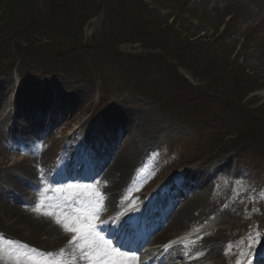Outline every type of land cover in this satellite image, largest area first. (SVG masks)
Listing matches in <instances>:
<instances>
[{"label":"rangeland","instance_id":"1","mask_svg":"<svg viewBox=\"0 0 264 264\" xmlns=\"http://www.w3.org/2000/svg\"><path fill=\"white\" fill-rule=\"evenodd\" d=\"M86 1L79 2L77 12L63 9L64 15H60L63 24L77 29L81 18L87 15L79 12L90 9ZM100 5L99 11L82 26V36L76 39H58L54 32H48L42 38L33 36L30 41L5 39L0 34V49L10 51L0 58V91H10L8 103L0 96V104L6 108L14 103L17 110L27 103L30 106L32 103L43 104L38 99H22L23 92L35 89L43 94L58 90L65 97L80 94L75 100L76 110L72 111L78 117L69 125L72 131L75 124L88 119L94 120L96 130H106L100 120L105 112L112 110L140 117L157 114L156 133L151 134L146 143L153 142L150 146H158L154 159L159 166L154 171L153 181L164 178L180 166L183 168L179 172L202 167L209 173V169L225 164L231 174L242 172L235 185L228 175L217 181L213 179L215 183L208 187L211 188L198 197L197 212L185 219L186 228L180 235V238L194 240L201 232H196L199 226L193 225L202 223L206 212L215 211L217 234H207L202 244L217 248L213 258L218 253L219 257L226 253V264H236L241 251H248V234L255 236L260 233L261 226L264 229V0H101ZM107 5L109 11H106ZM112 11L116 15H112ZM13 17L14 21L19 18ZM22 21L26 19L22 18ZM190 44L192 49L188 47ZM185 48L188 51L184 54ZM196 50L202 51L204 57ZM208 50L229 68L226 70L219 65L217 69H210L207 66ZM17 52H22L27 59L21 60V64L25 61L27 65L24 74L32 70L29 65L33 64L34 54L43 59L41 65L34 66L36 73L24 81L20 75L23 74L22 65L9 69L22 55ZM239 75H242L241 80L245 75L249 82H259L263 87L247 95L240 104L235 101V96L241 94L238 92ZM177 87L180 90L174 94ZM13 93L11 101L9 98ZM164 101H178L182 108L175 109L169 103L164 105ZM249 103L253 104L251 108ZM254 106H262V110L253 113ZM2 112L3 109L0 118ZM43 115V119L37 117L45 123L50 115L48 112ZM113 127L109 129L113 131ZM137 140L135 137L136 146L145 148V142ZM46 146L44 154L52 145L48 142ZM129 147H132L131 143L125 148ZM1 150L0 145V161L4 160ZM50 156H36L25 165L32 171H43L47 169L45 162L53 160ZM136 156L134 154L132 158ZM149 161L145 159V172L149 171ZM0 165V175L11 172V163L6 159ZM139 175L137 173L136 179ZM44 177L39 175L42 179L37 182L43 181L47 185ZM131 185L130 192L133 193L137 187ZM61 196L40 190V198L30 202L28 208H21L28 214V219L51 223L55 221L53 216H45L33 209L43 202L42 211L59 212L61 210L55 208V204ZM12 229L0 228V254L4 257L0 264H6V261L11 264L9 252L25 253L21 247L25 244L43 253H59L45 249L46 244H51L50 239L41 237L42 244L29 242L20 229L14 226ZM9 241L15 243L9 244ZM261 242H264L262 234L260 242L252 249L259 247Z\"/></svg>","mask_w":264,"mask_h":264},{"label":"bare ground","instance_id":"2","mask_svg":"<svg viewBox=\"0 0 264 264\" xmlns=\"http://www.w3.org/2000/svg\"><path fill=\"white\" fill-rule=\"evenodd\" d=\"M1 85V84H0ZM1 90V87H0ZM20 91V90H18ZM25 93V92H23ZM21 94L22 99L24 100H31L35 101L41 100V102H44L43 104L36 105L34 103L30 105H24V107H20L21 110L19 112H16V109L14 108V114H11V111L9 112V117L7 120L0 121V139H2L1 136H3V140L1 142L4 143L6 141L9 142H15L17 136L16 134H19L23 137V139H31L30 136L25 135L28 132H34L42 133L44 123L42 124V120L44 116V112H49L53 116L60 115L62 119V123H64V127L68 126L69 123L76 121L78 117L76 115H73L72 111L76 110V101L78 100V97L81 95H70L65 97L62 92H59L56 90L55 93H46L43 94L41 90L35 89V91H27L25 94ZM10 95V91H7L6 89L0 91V96H4L5 99L3 100L4 103H6V100L8 96ZM14 93L10 96L9 100L12 101ZM52 95V96H51ZM17 97V94L15 95ZM8 100V101H9ZM66 100V101H62ZM55 102L56 105L53 103ZM8 103V102H7ZM6 103V104H7ZM59 105V106H58ZM4 106L0 104V115H1V109ZM35 108L37 110L35 111ZM38 110L40 112H38ZM3 113V112H2ZM39 113L40 115H38ZM83 112H81L82 114ZM130 113V112H129ZM78 114V113H77ZM147 114V113H146ZM65 115H68L65 117ZM157 114L149 113L145 117H140L137 114H134L133 116L128 114L126 111H118V110H112L104 113V117L101 118V126L109 128H116V127H122L125 126V131L128 134L127 140L124 142H128L132 144V147L130 148H124L123 151L118 152L115 161L111 160L110 162H107L105 166L103 165L101 167V170H107L109 168V173L106 175V180L111 182V186L115 189L116 187H120V185L126 180L127 178V172H130L132 168L137 164V158L139 157V154H143L141 152V149L136 146L137 142H134L135 137L138 139L137 141L143 143L144 145L147 143V138L151 135L156 133V126L158 125V120L156 119ZM40 116V117H37ZM143 116V115H142ZM37 117V118H36ZM154 117V119L152 118ZM35 118L37 119L35 121ZM14 119V122H13ZM27 119V122H31L32 126L25 125L27 122L23 123L21 120ZM41 120V122H39ZM11 123V129H8L4 132V128L6 129L5 123ZM86 126V123H80L79 128H83ZM99 126V124H98ZM109 126V127H108ZM100 127V126H99ZM28 131V132H27ZM3 145V144H2ZM138 149V152H137ZM2 151V150H1ZM101 151V150H99ZM136 154V158H132ZM1 156L4 158V160H7V163H9V160L12 163L11 168H9L10 171H8L6 174L2 173L0 175V228L5 227L8 229V231L13 230L12 227H16L18 230L20 229L21 233L26 234L27 240L29 242L33 243H40L41 237H45L47 239H50V245L46 244L47 247L45 249L48 250H57L60 251L61 249H64L67 246V239L65 236V233L60 231V226L51 222H45L43 220L37 221L33 219H28V214H26V211L21 208L22 204H28L30 202H33L34 198L36 197V193L38 190H36L34 187H30L29 183H27L28 179L34 178L37 176L36 172H33L31 168H28L29 166H23L21 165L24 161H26V157L23 156L21 153V150L16 149L15 151L7 150V152L1 153ZM95 159L91 162V164L100 166L103 161L106 159L107 155H100L98 152L94 153ZM4 160L0 161V164H4ZM2 166V165H0ZM105 173V172H104ZM119 175L116 177V175ZM189 176L196 185H201L203 182L205 175L204 169L197 168V169H191ZM112 179V180H111ZM26 180V181H25ZM26 183H25V182ZM22 185H27V189L31 190V193L26 192L22 189ZM29 185V186H28ZM202 188V186L200 187ZM202 193V192H200ZM203 194H201L202 196ZM29 197V198H28ZM186 204V206L181 209V211L173 213L171 216V219L161 232V234L155 236L152 242V245H156L159 243H165L168 240L172 239L173 237H176L182 233V231L186 228L185 226V219L190 216L189 214L196 210L193 209L195 204L190 203ZM187 221V220H186ZM195 226V225H193ZM2 230V229H1ZM14 232V231H12ZM151 240V237H150ZM219 241V240H217ZM217 248L211 247L208 249V247H205V250H203L204 255L206 254L205 259H203V263L208 264H220L221 259L217 255L216 258H213L216 254ZM176 255V253H173V256Z\"/></svg>","mask_w":264,"mask_h":264},{"label":"snow or ice","instance_id":"3","mask_svg":"<svg viewBox=\"0 0 264 264\" xmlns=\"http://www.w3.org/2000/svg\"><path fill=\"white\" fill-rule=\"evenodd\" d=\"M76 186L68 185L69 189ZM92 188V186H86ZM94 199L90 205L83 210L73 209L71 212H52L42 211L43 202L38 204L33 210L45 216H53L56 224H58L65 233H72L69 245L73 248V253L66 258L64 249L59 253H43L35 248H29L28 245H22L26 252L21 254L18 252H9L8 260L11 264H75L79 252L80 258L88 262V264H136L139 257L134 252H122L118 248L113 247L111 241L105 240L97 231L95 221L99 218L100 210L103 206L104 196L99 190L93 188ZM261 240V234L256 233L252 236L248 234L247 249L241 251L240 258L236 264H251L250 256L252 248ZM15 243L9 241V244ZM244 241H241L243 244ZM231 250V246H229ZM23 255V258L21 256ZM0 254V259H3ZM6 264L8 262L6 261Z\"/></svg>","mask_w":264,"mask_h":264},{"label":"trees","instance_id":"4","mask_svg":"<svg viewBox=\"0 0 264 264\" xmlns=\"http://www.w3.org/2000/svg\"><path fill=\"white\" fill-rule=\"evenodd\" d=\"M13 1L14 0H0V34L4 36L5 39H22L25 41H30L33 36L42 38L45 34L48 35L53 32V35L57 36L58 39L65 37H73V39L79 38L82 36V26L85 25L84 23H86V20L95 15L101 7V0H15V3H13ZM85 1L87 2L86 6H89L90 9L88 11L89 13L82 10L79 12L81 15L87 13L86 16L81 18L79 27L77 29H73L63 24V20L60 15H64L63 13L65 10H73L77 12L78 7L80 6L79 2ZM62 5L63 7H61ZM86 6L85 8H87ZM61 8L62 10L60 12ZM106 8V11L110 10L109 5H107ZM111 14L116 15V12L112 11ZM14 15L19 17L17 21H14ZM22 18L26 19V21L23 22L24 20L22 21ZM174 40L176 41L175 37ZM192 46L193 45L190 44L188 47L192 49ZM186 51H188L187 48L184 49V54ZM196 52L200 54V57H204L202 51L196 50ZM207 55L209 58L207 66H209L210 69H212V67H219V65L224 67L226 70L229 68L228 64L224 65V62L220 61L219 57L216 55H212L211 51L208 50ZM208 72L210 71L208 70L207 73ZM242 73L245 74L244 71H242ZM212 75H216V73L212 72ZM243 76V80H241L242 75H239L237 80L238 89H240L238 92L241 93L239 96H235V101L238 104L242 103L247 95L263 88L259 85V82L252 81L251 83L249 82L247 76ZM169 77H171V75ZM179 90L180 89L178 87L174 91V94H176V91ZM250 105L251 104L249 103V108L253 106V104L251 106ZM261 107L254 106L252 108V112L254 113L262 110ZM222 108L225 111L227 110L226 107Z\"/></svg>","mask_w":264,"mask_h":264}]
</instances>
